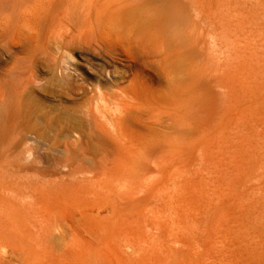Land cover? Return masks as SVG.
Wrapping results in <instances>:
<instances>
[{
  "label": "rangeland",
  "instance_id": "1",
  "mask_svg": "<svg viewBox=\"0 0 264 264\" xmlns=\"http://www.w3.org/2000/svg\"><path fill=\"white\" fill-rule=\"evenodd\" d=\"M58 1L0 54L36 83L0 102V224L42 242L0 264H264V0Z\"/></svg>",
  "mask_w": 264,
  "mask_h": 264
},
{
  "label": "bare ground",
  "instance_id": "2",
  "mask_svg": "<svg viewBox=\"0 0 264 264\" xmlns=\"http://www.w3.org/2000/svg\"><path fill=\"white\" fill-rule=\"evenodd\" d=\"M72 1V0H71ZM74 1V0H73ZM76 1V0H75ZM74 1V2H75ZM80 1V0H79ZM84 1V0H83ZM89 1V0H88ZM88 1H87V3H88ZM112 1V0H111ZM116 2V0H113L112 2ZM119 1V0H118ZM121 1V0H120ZM137 1V0H136ZM102 3H104L103 1H101ZM100 2V3H101ZM110 2V1H109ZM125 2V1H124ZM128 2V1H127ZM70 2H66V1H61V4L59 3V1L58 0H0V54L1 55H3V61H4V63L6 64V63H8V59H10V58H14L15 59V61L16 60H19V59H17V53L16 52H14V51H12V49H11V47L12 46H16L17 47V45H21V46H19V47H22L23 46V42L25 41V39L26 38H28V39H31L32 41H34V43L36 44V40L37 39H42V38H44V34L45 33H42L43 31H42V29H47L48 30V33H50L51 31H52V26H53V24H54V22L55 21H57V19L54 21V19L57 17V15H59L60 13H64V12H67V9L69 10L70 8H68V7H70L71 5H73L72 3L71 4H69ZM84 3V2H83ZM90 3H92L91 1H90ZM99 3V4H100ZM75 4H77L76 2H75ZM84 4H86V2L84 3ZM111 5V8L112 7H114V4L115 3H110ZM112 4H113V6H112ZM116 4L118 5V6H120L117 2H116ZM115 4V5H116ZM133 4V3H132ZM80 5H82V4H80ZM87 5H89L88 6V8L90 7V4L88 3ZM96 5H98L97 3H96ZM96 5H95V8H96ZM100 5H102V4H100ZM123 5V4H122ZM128 5H130V4H127V6ZM146 5V4H145ZM76 6H78V5H76ZM109 6V7H110ZM149 6V5H148ZM75 6H73V8H74ZM81 7V6H80ZM80 7L78 6V7H76V8H79L80 9ZM83 7V6H82ZM81 7V8H82ZM85 7H87V6H85ZM108 7V8H109ZM123 7H124V5H123ZM125 7H126V5H125ZM147 7V6H146ZM145 7V8H146ZM72 8V9H73ZM84 8V7H83ZM83 8H82V12H83ZM98 9H101V8H98ZM116 9H117V7H116ZM143 9H144V6H143ZM150 9V8H149ZM86 10H87V12L86 13H89V10H90V8H89V10L86 8ZM93 10H95V9H93ZM106 10V9H105ZM107 10H109V9H107ZM106 10V11H107ZM121 10V9H120ZM69 11H71V10H69ZM68 11V12H69ZM75 11V10H74ZM134 11V10H133ZM141 11V10H140ZM145 11V10H144ZM67 12V13H68ZM73 12V11H72ZM84 12H85V10H84ZM98 12H100V11H98ZM108 12V11H107ZM132 12V11H131ZM67 13H64L65 15L67 14ZM70 13V12H69ZM68 13V14H69ZM74 13V12H73ZM79 13V12H78ZM78 13H75V14H78ZM95 13H97V12H95ZM106 13V12H105ZM125 14V16L127 15V14H129V11L127 10V11H125L124 12ZM141 13V12H140ZM148 13L150 14V12L148 11ZM63 14V15H64ZM67 14V15H68ZM107 14V13H106ZM105 14V15H106ZM118 14H119V12H118ZM143 14V13H142ZM148 14V15H149ZM64 15V16H65ZM83 15V14H82ZM98 15V14H97ZM101 15V14H100ZM103 15H104V13H103ZM108 15H109V13H108ZM71 16V15H70ZM139 16V15H138ZM140 16H142V15H140ZM150 16V15H149ZM105 17V16H104ZM103 17V18H104ZM132 17V18H131ZM130 18H127L128 19V24L129 25H131V27L133 28L134 27V25H136V23H137V21L134 19V16H131ZM143 17V16H142ZM57 18H59V17H57ZM118 18H119V16H118ZM135 18H138L137 16L135 17ZM151 18V17H150ZM150 18H148V19H150ZM84 19V18H83ZM110 19H112V18H110ZM148 19H147V21H148ZM151 20V19H150ZM83 21V20H82ZM93 21H95V20H93ZM139 21V20H138ZM143 21H145L144 20V17H143ZM149 22V21H148ZM148 22H147V24H148ZM55 23H57V22H55ZM121 23V22H120ZM91 24V23H90ZM100 24H101V22H100ZM103 24V23H102ZM93 25V24H92ZM123 26H124V24H122ZM149 25V24H148ZM116 26V25H115ZM118 26V25H117ZM123 26H121V27H123ZM92 27L93 26H91V29H92ZM129 27V26H128ZM137 27V26H136ZM65 28H66V26H65ZM97 28V27H96ZM140 28V27H139ZM145 28V27H144ZM67 29V28H66ZM140 30H141V28H140ZM129 31H130V29H129ZM42 34H41V33ZM53 32V31H52ZM55 32H57V30H54V32H53V34L55 33ZM141 32V31H140ZM43 36L42 38H38V37H41V35ZM51 34V33H50ZM131 34V33H130ZM55 35H57L58 36V33H56ZM54 35V36H55ZM134 35V34H133ZM49 36V35H48ZM50 37H53V36H50ZM56 37V36H55ZM61 37V36H60ZM134 37V36H133ZM57 38H59V37H57ZM45 39V38H44ZM62 39V38H61ZM72 40V39H71ZM133 40H135V39H133ZM137 40V39H136ZM42 41H43V39H42ZM57 41V40H56ZM47 42V41H46ZM49 43H50V41H48ZM44 44V43H43ZM51 44V43H50ZM58 44V43H57ZM37 45V44H36ZM39 45V44H38ZM42 45V44H41ZM59 45V44H58ZM67 45V44H66ZM44 46V45H43ZM18 47V48H19ZM25 47V46H24ZM33 47V46H32ZM36 48V50H37V47L38 46H35ZM41 47V46H40ZM40 47H39V49H40ZM46 47H48V45L47 44H45V46L43 47V49L45 50V51H47V48ZM50 47V46H49ZM29 48V47H28ZM102 48V47H101ZM20 49V48H19ZM18 49V50H19ZM30 49V48H29ZM33 49V48H32ZM52 49V48H51ZM95 49V48H94ZM28 50V49H27ZM35 50V51H36ZM23 51V50H22ZM44 51V52H45ZM30 52V51H29ZM40 53V52H39ZM41 53H43V52H41ZM46 53V52H45ZM20 55V54H19ZM32 55V54H31ZM42 55H44V54H42ZM41 55V56H42ZM22 55H20V58H22L21 60H25V57L23 56V57H21ZM40 56V55H39ZM52 56H54V55H52ZM1 58V57H0ZM19 58V57H18ZM27 58V57H26ZM51 58H53V57H51ZM32 58H30L29 60H31ZM57 59V58H56ZM1 60H2V58H1ZM28 60V61H29ZM19 62V61H18ZM24 62V61H23ZM30 63V62H29ZM3 64V63H2ZM24 64V63H23ZM22 64V65H23ZM21 65V66H22ZM33 65V64H32ZM12 66V65H11ZM15 66V65H14ZM20 65H19V67H21ZM29 66H31V63H30V65ZM16 67H17V65H16ZM23 67V66H22ZM13 69H15V68H13ZM22 69V68H21ZM24 69H26V68H24ZM23 69V70H24ZM30 69H31V67H30ZM34 69V68H33ZM54 69V68H53ZM20 70V69H19ZM12 71V70H11ZM17 71H18V69H17ZM27 71V70H26ZM32 71V69L30 70V72ZM34 71V70H33ZM20 72H22V71H20ZM20 72L18 73V74H16L15 73V75H13V72H11V73H9V70H8V76H9V74H11L10 75V77L13 75L14 77L13 78H15V84L13 83V78L11 79V78H9L8 77V79L7 78H4L3 77V79L1 80V83H0V102L2 103V105H6V106H8L9 104H10V96H11V92L12 91H14V89H15V91L18 93V97L19 96H21V94L23 93V90H25V89H27L28 90V88H30L31 86H34V87H36L34 84H36L35 83V81L34 80H37L36 78L34 79L33 78V80H32V82L34 81V83H31V84H33V85H31L30 87L29 86H27V84L29 85V80L31 79V77H34V74L32 73L31 74V76H29L28 77V79H27V76L25 77V75H26V72H24L25 73V75L23 76V77H25L27 80L25 81V80H22L23 78H22V75L23 74H20ZM28 72V71H27ZM23 73V72H22ZM29 75H30V73H28ZM52 76V75H51ZM55 76V75H54ZM58 78V77H57ZM48 79V78H47ZM11 80H12V82H11ZM50 80V79H49ZM54 80H55V78H54ZM58 80H60V79H58ZM57 80V81H58ZM31 81V80H30ZM64 81V80H63ZM60 82V81H59ZM12 83V84H11ZM58 83V82H57ZM61 83V82H60ZM63 83V82H62ZM13 85H15L16 87L14 88V86ZM26 87H28V88H26ZM37 87H39V86H37ZM43 87V86H42ZM62 87V86H61ZM31 90L33 91V88L31 87ZM30 90V91H31ZM16 92H14V93H16ZM26 91H24V93H25ZM16 95V94H15ZM17 96V95H16ZM22 96H23V94H22ZM12 97H14V98H18V97H15L14 96V94H13V96ZM12 100V99H11ZM16 101H19V100H16ZM12 103V102H11ZM13 105H14V103H12ZM16 104V103H15ZM13 105H11V106H13ZM18 105V104H17ZM16 106V105H15ZM18 106H20V105H18ZM24 106V105H23ZM6 108V107H5ZM10 108H12V107H10ZM14 108H16L15 110L17 111V110H19V108L18 107H14ZM21 108V107H20ZM13 109V108H12ZM1 112V111H0ZM3 113H5L4 112V110L2 111ZM2 112L0 113V114H2ZM11 112V114H12V110L10 111ZM14 112V111H13ZM18 112H20L21 113V111L19 110ZM18 112H17V114H18ZM7 113V112H6ZM6 113H5V116H6ZM16 113V112H15ZM8 114H10L9 112H8ZM5 116H4V118H5ZM9 116V115H8ZM13 116H14V114H13ZM10 119V118H9ZM7 125V124H6ZM10 125H12V123H10ZM3 129H4V127H3ZM2 131V130H1ZM20 224V223H19ZM21 225H22V223H21ZM27 225V224H26ZM31 227H32V225H30ZM21 227H23V228H25L24 226H20V225H18V223L16 224V223H14V224H5V223H1L0 224V258L2 259H9V258H11V257H13V256H16V257H18V259L19 258H21L20 260H22L23 258H26V260H22V261H28V255H31L32 256V259H37L36 258V256H39V253H38V251L39 250H37V249H40V248H38V246L42 243V242H40L39 244H38V242H37V238H35V239H30V238H32L31 236H33L36 232L35 231H33V229H32V233L30 232V234H33V232H35L33 235H28L29 237V239L30 240H28V238H27V236H26V240H24L23 238L25 237V236H23V234H22V229L23 228H21ZM29 226H27L26 228H28ZM30 227V228H31ZM30 228H28V230L30 229ZM37 229V228H36ZM31 230V229H30ZM29 232V231H28ZM25 234H26V232H25ZM34 237V236H33ZM39 237V236H38ZM37 239V240H36ZM41 246H42V244H41ZM44 247H46V246H44ZM1 248H4L3 250H1ZM48 248V247H47ZM49 248H50V246H49ZM42 249V248H41ZM46 251V250H45ZM40 252V251H39ZM38 254V255H37ZM6 256H9V258L8 257H6ZM27 256V257H26ZM5 257V258H4ZM30 257V256H29ZM43 257V256H42ZM13 258H15V257H13ZM0 259V260H1ZM19 260V261H20ZM29 260H31V259H29ZM21 261V262H22ZM1 262V261H0ZM8 262V261H7ZM23 262V263H24ZM39 262V261H38ZM26 263H28V262H26ZM8 264V263H7Z\"/></svg>",
  "mask_w": 264,
  "mask_h": 264
}]
</instances>
